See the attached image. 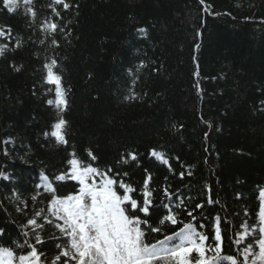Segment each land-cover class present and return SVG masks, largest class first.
I'll list each match as a JSON object with an SVG mask.
<instances>
[{
  "label": "trees",
  "instance_id": "16d2710c",
  "mask_svg": "<svg viewBox=\"0 0 264 264\" xmlns=\"http://www.w3.org/2000/svg\"><path fill=\"white\" fill-rule=\"evenodd\" d=\"M66 2L71 7L55 6V16L52 0H35L33 20L23 0L14 13L0 0V30L11 33L0 37L8 45L0 56V172L7 177H0V246L15 249L13 241L25 239L21 226L27 219L40 209L47 215L51 194L42 176L59 196L78 190L74 181L54 179L69 167L74 151L94 167L128 172L124 179L137 188L147 169L155 189L154 226L167 213L164 187L174 194L173 205L177 198L189 210L203 204L194 215L205 225L198 230L208 235L207 243L215 242L219 216L222 255L242 260L233 242L243 222L258 223L264 188V0ZM49 18L63 31L44 32L40 25ZM17 39L23 41L19 48ZM50 59L57 61L54 71L67 91V145L43 135L56 119L47 104L55 99V86L44 82L43 65ZM150 149L164 153L169 163L151 157ZM127 150L138 153L139 167L135 161L117 163ZM209 197L218 203L208 204ZM180 218L191 219L186 212ZM180 227L167 225L165 234ZM58 235L48 224L41 232L44 243L37 248L47 264L60 251L56 244L67 242L52 238ZM147 239L163 234L149 233Z\"/></svg>",
  "mask_w": 264,
  "mask_h": 264
},
{
  "label": "snow or ice",
  "instance_id": "6c2138e0",
  "mask_svg": "<svg viewBox=\"0 0 264 264\" xmlns=\"http://www.w3.org/2000/svg\"><path fill=\"white\" fill-rule=\"evenodd\" d=\"M34 3L35 0H23L26 6L25 14L33 20L37 15ZM200 3L203 5L205 0H200ZM3 5L9 13H14L20 9V0H3ZM57 5L65 10L71 7L66 0H52L49 7L55 16H60V11L55 7ZM205 10L207 11V8ZM40 28L49 36L58 30L63 31V28L50 18L40 25ZM138 31L145 32L144 29ZM10 34V30H0V37ZM22 43L21 39H17L15 47H21ZM40 43L43 44L44 40ZM51 43L57 45L55 39H52ZM7 50V44H0V56ZM56 66L55 59H50V62L43 65L46 70L44 82L55 86V99L47 100V104L53 106L56 112L51 130L45 131L43 135L46 138H54L59 145H67L69 122L63 116L68 108L67 91L62 85V76L54 71ZM22 67L14 66V70L19 72ZM9 142L4 141L5 144ZM87 155L91 161L97 160L91 149L87 150ZM149 155L163 164L169 163L165 154L156 149H150ZM132 161L137 162L139 167L138 153L135 150H127L117 163L127 165ZM67 164L69 167L54 179L58 182L74 181L78 190L66 196H59L49 178L42 176L44 191L51 194L47 215L44 214V209H40L21 226V235L25 239L23 243L13 241V244L15 249H20L23 254H19L13 247L0 246V264H47L46 260L42 259L45 254L37 248V245L44 243L41 232L46 224L53 225L58 230L59 235L53 236V239L66 238L67 241L66 244H56L60 251L51 264H264V188H261L258 194V223L250 226L247 221L243 222V231L237 233V239L233 242L237 246L239 257H242L241 260L233 255H222L220 217L215 218V242L209 244L208 235L198 230L203 229L205 225L198 223L197 216L194 215V212L203 209L204 205L196 204L189 210L185 201L180 198H177L173 205L171 201L174 194L168 187L163 188V195L169 202L161 201L167 213L158 218V223L154 226L150 218L151 209L155 206V189L150 187L152 174L147 169L144 170L146 178L142 186L137 188L124 179L129 175L128 172L121 173L119 169L114 170L111 167L103 170L94 167L91 163L79 159L74 151L70 153ZM187 174L191 175V172ZM184 175V172L180 173L181 178ZM0 177L7 179L3 172H0ZM32 200L35 201L36 196H33ZM207 203L218 201L209 197ZM182 212H186L187 217L191 218L188 222L180 218ZM245 215L248 213L245 212ZM38 218L42 219L43 223H40ZM178 223L182 225L178 231L174 230L170 235L165 234L167 225L175 226ZM149 233L163 234V239L150 242L147 239ZM3 234V229H0V237ZM30 235L34 243L28 239ZM246 240L249 241L247 245L240 247ZM25 249L27 251H24Z\"/></svg>",
  "mask_w": 264,
  "mask_h": 264
}]
</instances>
